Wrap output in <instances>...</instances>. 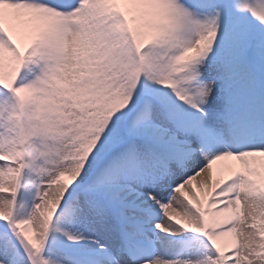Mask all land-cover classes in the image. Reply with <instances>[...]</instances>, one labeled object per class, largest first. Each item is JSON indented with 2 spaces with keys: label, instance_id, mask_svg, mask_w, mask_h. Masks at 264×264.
<instances>
[{
  "label": "snow or ice",
  "instance_id": "1",
  "mask_svg": "<svg viewBox=\"0 0 264 264\" xmlns=\"http://www.w3.org/2000/svg\"><path fill=\"white\" fill-rule=\"evenodd\" d=\"M0 264H264V0H0Z\"/></svg>",
  "mask_w": 264,
  "mask_h": 264
}]
</instances>
